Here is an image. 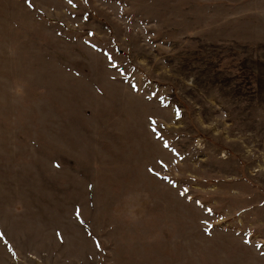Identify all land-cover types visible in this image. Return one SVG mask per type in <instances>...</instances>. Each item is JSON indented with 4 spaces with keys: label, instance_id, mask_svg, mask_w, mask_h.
<instances>
[{
    "label": "rangeland",
    "instance_id": "374dc122",
    "mask_svg": "<svg viewBox=\"0 0 264 264\" xmlns=\"http://www.w3.org/2000/svg\"><path fill=\"white\" fill-rule=\"evenodd\" d=\"M0 264H264V0H0Z\"/></svg>",
    "mask_w": 264,
    "mask_h": 264
},
{
    "label": "snow or ice",
    "instance_id": "6c2138e0",
    "mask_svg": "<svg viewBox=\"0 0 264 264\" xmlns=\"http://www.w3.org/2000/svg\"><path fill=\"white\" fill-rule=\"evenodd\" d=\"M25 2L27 3L28 0H25ZM69 3H71V0H69ZM29 6H31V5H29ZM256 247H261V245L257 244Z\"/></svg>",
    "mask_w": 264,
    "mask_h": 264
}]
</instances>
